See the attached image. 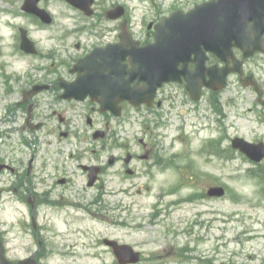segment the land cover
Listing matches in <instances>:
<instances>
[{"label":"rangeland","instance_id":"obj_1","mask_svg":"<svg viewBox=\"0 0 264 264\" xmlns=\"http://www.w3.org/2000/svg\"><path fill=\"white\" fill-rule=\"evenodd\" d=\"M97 1L94 24L105 10L120 4L126 8L124 19L134 38L147 44L153 41L151 22L177 10L188 11L206 0ZM22 5L23 0H0V163H8L17 171L0 174V187L13 186L36 155L32 177L23 185L44 197L50 207H42L40 216L55 232L47 236L54 248L45 255L44 264H118L104 245L105 239L140 251L144 255L142 264H264V168L261 164L255 166L230 146L236 137L250 142L264 138V107L256 104L254 91L243 89L232 77L229 90L219 98L221 104L211 103L214 96L206 94L199 104L183 107L178 104L187 100L178 91V104L166 102L159 110L162 126L151 124L152 139L140 132L143 126L136 122L143 113L154 121L147 110L136 114L133 124L112 123L111 129L120 132L137 152L141 139L154 142L157 163L163 167L151 170L147 162H140L138 176L131 178L117 166L89 187L79 165L107 164L110 154L98 156L99 145L103 144L100 139L107 136L99 115L91 117L95 120L91 127L85 118L91 107L75 104L78 109L68 108L74 134L62 138L58 133L61 124L54 119L52 107L67 105L59 104L52 92L45 93L38 98L36 112L45 126L31 136L29 131L21 130L26 111L17 104L24 89L50 84L57 79L54 72L65 75V63L70 64L72 58L93 47V42L98 45L99 37L79 39L77 30L83 24L78 17L48 1L44 5H48L56 21L54 28L42 31L34 19L24 16ZM101 25L107 29L113 26L107 19ZM20 27L29 29L37 41L39 57H22ZM62 32L74 37L62 38ZM78 42L82 43L81 51L75 48ZM248 67L264 87V57H257ZM80 113L85 115L83 119ZM178 113L184 117L174 116ZM93 135L100 139L95 140ZM87 136V143L80 140ZM61 178H67L69 183L59 185ZM216 187L225 188L226 195L217 198L207 194ZM16 198L11 192L0 200V232H11L10 254L21 259L27 255L23 249L20 251L22 245L32 243L34 252L37 244L29 236L24 240L17 236L18 221L25 209ZM61 198L64 201H54Z\"/></svg>","mask_w":264,"mask_h":264},{"label":"water","instance_id":"obj_2","mask_svg":"<svg viewBox=\"0 0 264 264\" xmlns=\"http://www.w3.org/2000/svg\"><path fill=\"white\" fill-rule=\"evenodd\" d=\"M92 1L87 0L88 6ZM36 2L29 0L28 9H35ZM117 11L118 16L123 13L122 8ZM263 36L264 0H211L188 13L176 12L156 26L155 43L144 47L132 39L123 25L121 43L96 49L79 61L75 66L79 76L71 84H62L65 89L62 98L83 101L90 96L103 106L102 112L114 110L109 106L123 101L139 106L151 103L159 87L169 82H182L184 76L188 91L194 100H199L203 86L224 88L228 74L240 71L241 62L233 56V47L241 49L246 57L257 51L264 53ZM32 46L33 43L24 37L23 47L29 48L25 51L34 53ZM207 52L215 54L227 65L207 68ZM231 59L235 64L233 68L229 67ZM189 62L196 63L195 71L189 72ZM180 63H183L182 70H178ZM42 89L36 88L29 94ZM234 145L256 161L264 158V147L250 146L239 140ZM97 172L96 169L93 171L89 186L95 183ZM223 194L222 188H213L209 192L210 196ZM106 244L113 247L121 264L133 262V251L129 246H119L113 241H106ZM0 264H12L5 256L1 238ZM19 264L34 263L28 260Z\"/></svg>","mask_w":264,"mask_h":264},{"label":"flooded vegetation","instance_id":"obj_3","mask_svg":"<svg viewBox=\"0 0 264 264\" xmlns=\"http://www.w3.org/2000/svg\"><path fill=\"white\" fill-rule=\"evenodd\" d=\"M44 3H46V0L43 2V4ZM62 5H64L66 8H68L72 11H75L68 4L62 3ZM75 12H78V15L80 16L81 20L84 19L81 16V13L79 11H75ZM103 21H105V19L102 16L101 19L99 20V22L97 23V25L95 26V28L100 30L99 35H98V37H99L98 46H101V47L106 46L110 43L118 42L119 37H120V23L119 22H118L119 25L118 24L116 25L117 22H113V23L111 22V24H113V26L109 27L107 29L105 26L103 27L101 25V23ZM92 26H94V25H92ZM81 35H83V33ZM61 37L69 39V37H67V33H65L64 35H61ZM93 44L95 45L96 43L93 42ZM88 51H86V53ZM86 55L83 54L78 59L83 58ZM78 59L76 61H78ZM72 62H73V58L71 59L70 65H72ZM68 64L69 63H65L66 67L63 71V73L65 75H60L57 72H54L56 74L55 76L58 79L51 82V84L53 85L52 89L57 90V93L55 91V93H56L55 96H56V99L58 101H59V94H58V90H59L58 81H59V79L61 77H64L65 79H67V81H69L71 78L76 77L75 75L72 74L71 68H68ZM191 67L193 68L194 65H191ZM70 81H72V80H70ZM168 88H170V87H168ZM168 88L165 87L164 90L162 89L163 91L160 93V96L165 94V92L167 91ZM211 95H213L215 97L218 96V98H219L220 93L212 92ZM23 101H24V98H23V93H22V102ZM162 102L164 103L165 101H162ZM30 103L35 104L34 109H33V113H32V117H33L32 121H34L35 117H36V119L39 118L38 117L39 113H36L38 111L37 106H39L38 105L39 100L37 98H34L33 100L28 98L27 102H25V104H22V110H26V112L28 113V108H29ZM59 104H62V103H59ZM88 105L91 106V109H92L94 115H97L100 113L99 112V109H100L99 105H97L96 103H93L92 101L88 102ZM156 106L159 108L160 103H157ZM154 107L155 106H153V108ZM122 108L124 111V110H127L129 108V106L127 104H125L122 106ZM61 113H58V112L53 113V116L55 118H58V120L61 124L60 125V131H58V132H59L60 136L64 135L65 132H63V130L65 128L66 134L68 135L69 134L68 129L71 126L72 122H71L70 118L67 116V111L65 109H64V112H61ZM80 117H82V115ZM99 118L102 119L101 123L104 124L106 132H107V137H108V139H107V137L105 136V138L101 140V142H103V144L100 147L101 148V151H100L101 154L100 155L103 156L104 153L110 152V154L108 155V163L107 164L100 163L101 175L99 177V180H100V178H102V175H104V173L106 171H108L111 168H115L117 166L122 168V170L125 171V174L128 177H130V176H135L137 174L136 169H138L137 166H138V163H140V162H147L149 164H153V166L159 165V163H157V161L159 159V155L157 154L158 151L156 149L157 145L154 142H152L150 140H148V142H146L145 140H140L139 145L136 146L137 150L140 149L138 152L132 147L133 145L126 144L125 147H123V145H118L116 142L118 140L119 135H117L116 133L113 132V130L110 129V123H111V120L113 119V117L111 115L102 114L99 116ZM90 120H92L93 122L92 121L91 122L87 121V122L93 126L95 120L92 119L91 116H90ZM118 120H120V119H118ZM40 124H43V123L40 122ZM35 126L36 125L33 123L29 125L30 129H33ZM151 139H152V136H151ZM111 142H113L114 144H112ZM115 150L119 151L118 155L111 154V152H113ZM112 156L115 157L114 164L109 165V161L111 160ZM128 156H130L129 163H127ZM102 161H103V159H102ZM96 162H99V158H98V161H96ZM92 165H94V164H92ZM80 167L83 168L82 165H80ZM129 169H130V171L133 172V175H129L127 173L129 171ZM5 170H9V169L6 168ZM32 170H33V168H32ZM9 171H10V173H16V169H14V170L10 169ZM83 172L85 173L86 176H88V174L91 171L88 173V172L83 170ZM32 174H33V172L31 171L29 173V168H28L26 171V178H25V176H24L25 171L23 169L21 171L19 177H18V181H16V184L18 182H21V183H19L17 185L15 184V187H13V189H12V187H0V188L3 190V194H5V195L8 193H11V191H12L14 195L18 196L19 201H23V203L27 205L26 207H27L28 216L26 214H23L24 218L19 222L20 230H19V235L17 234V236L23 240L28 238V236L31 237L34 240V243L37 244V249L34 252H32V249L30 247L32 243L22 245L20 247V251H21V249H23L25 251V253H30L28 256H24L23 259L33 257L34 260L38 264H44L43 259H45V255L50 253L54 248V246L51 244L50 240L48 239L49 237H47V236H48V234L51 235V233L55 234V232L53 230L48 229L47 225H45L41 221V218H40V216L42 215V213H41L42 208L40 207L41 206L40 202L46 201V199L44 197L40 198L38 195H35L34 191L30 187H29V190H26L25 186L23 185V183H25V181H27V179L32 177ZM57 183L59 185L62 183H64L62 185H66L67 183H69V181L67 178H61L57 181ZM27 191H28V193H27ZM27 194H28V197L26 198L25 196ZM54 201H64V198L57 199V200L54 199ZM3 236L5 239L7 253L8 252L10 253V246L8 245L9 233H6V231H5L3 233ZM143 260H144V255L142 256V253H141V263L140 264L143 263Z\"/></svg>","mask_w":264,"mask_h":264},{"label":"bare ground","instance_id":"obj_4","mask_svg":"<svg viewBox=\"0 0 264 264\" xmlns=\"http://www.w3.org/2000/svg\"><path fill=\"white\" fill-rule=\"evenodd\" d=\"M119 41H121V42H122V40H119ZM121 42H120V43H121Z\"/></svg>","mask_w":264,"mask_h":264}]
</instances>
